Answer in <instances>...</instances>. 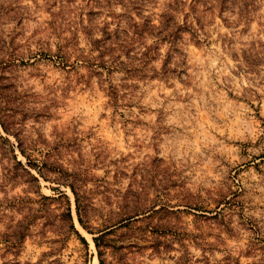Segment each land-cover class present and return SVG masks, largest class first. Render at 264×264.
<instances>
[{"label": "rangeland", "instance_id": "obj_1", "mask_svg": "<svg viewBox=\"0 0 264 264\" xmlns=\"http://www.w3.org/2000/svg\"><path fill=\"white\" fill-rule=\"evenodd\" d=\"M0 107V152L39 177L0 153V264L83 263L61 191L99 264L19 139L86 180L94 226L147 206L108 262L264 264V0H0Z\"/></svg>", "mask_w": 264, "mask_h": 264}, {"label": "trees", "instance_id": "obj_2", "mask_svg": "<svg viewBox=\"0 0 264 264\" xmlns=\"http://www.w3.org/2000/svg\"><path fill=\"white\" fill-rule=\"evenodd\" d=\"M1 108V107H0ZM0 121L3 126V128L7 132H11L13 130L12 126L9 125L7 120L3 118L0 114ZM1 133V132H0ZM18 137V132H14ZM0 138L2 136L0 135ZM18 148L20 152L27 158V163L31 167L35 168L38 173L43 176L44 178H47L46 171H59V176L54 178L59 183H63L66 185H69L75 195V201H76V209L78 214V220L80 224L89 232L93 234H98L94 236V242L98 249V255H99V264H123L125 261H123L122 257H120L116 262L113 261H107L104 257V254L106 253L108 248H112V250H118L122 249L126 246H116L115 243H113L116 239L115 238H108L109 235L115 234L116 231H118L120 228L128 227L131 223V219L135 218L136 216H139L140 214L144 213L147 209V206L144 204H139L137 201L133 200L131 202V205L126 204L123 206V209L117 214L116 217L112 216H106L102 219L101 227L94 226L91 224V218L93 217V214H90V209L92 208V199L88 196V189L86 188V180L80 181L79 178L75 175L74 172H70L69 170L64 169L63 166H56L52 163H49V158L52 155V152L56 149L54 148H48L45 152L43 150H39L35 147L30 146H24L23 141L19 139V145ZM35 151H40L42 153L43 158L38 157H32V153ZM8 152L13 153V158L15 160L14 164L9 165L5 168V179L9 181L17 180L18 177H21L22 174H26L30 176L34 181H39V177L36 176L31 170H29L26 167V164H24L21 160H17L18 156L16 154V149L14 146L11 148H1V152L3 156H6ZM9 159L11 161V157L9 156ZM20 169L22 170V173H20ZM21 175V176H20ZM46 199L50 200H59L60 206L62 207L61 220L63 222L64 227H67L66 232L67 236L70 233L76 234V236L82 241V243L85 245L86 253H85V259L83 263L78 264H89V242L88 240L80 234V232L76 229V226L73 221V214H72V206L69 196L64 193L63 191L60 192L59 196H48L44 195ZM136 219V218H135ZM65 223V224H64ZM25 238V234H21L17 236L18 240H23ZM7 264V263H5Z\"/></svg>", "mask_w": 264, "mask_h": 264}]
</instances>
